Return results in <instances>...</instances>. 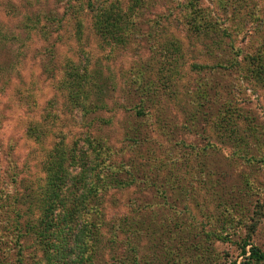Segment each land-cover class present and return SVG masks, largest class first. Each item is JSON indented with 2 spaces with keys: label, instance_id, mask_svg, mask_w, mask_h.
<instances>
[{
  "label": "rangeland",
  "instance_id": "rangeland-1",
  "mask_svg": "<svg viewBox=\"0 0 264 264\" xmlns=\"http://www.w3.org/2000/svg\"><path fill=\"white\" fill-rule=\"evenodd\" d=\"M10 1L15 5L14 15L4 10L7 0H0V39L1 34L16 35L6 42V50H0V61L4 63L0 67V264H18L19 261L22 264H41L40 249L29 233L24 231L22 224L25 222L23 213L29 202L34 208L32 214L37 210L31 194L40 184L42 172L39 161L43 151L26 138L24 128L31 120L40 121L45 111H48L50 115L55 114L57 117L53 125L62 128L68 137L71 133L77 134L84 129L82 118L76 110L67 111L61 106L64 99L56 85L63 67L70 65L71 61L77 63L87 58V63L83 64L92 78L97 73L98 87L102 88L104 96L102 100L107 105V110L100 114L110 117V122L103 125L102 133L118 145L122 131L121 118H124L122 107L130 104H127L130 99L124 91H127V86L131 89L142 87L140 82L143 80L150 83L161 79L165 73L163 63L166 60L162 51H165L171 41H176L179 46L174 54L175 59L171 62L174 67L169 71V90L174 89L176 96H167L165 88L162 95L165 100L155 102L153 106L162 107L165 102L162 107L165 111V123L170 128L174 126L172 129L178 132L183 141L179 149L162 141L165 148L174 150L162 157L166 162H176V157H179L180 165L171 166L170 169L176 175L174 181L177 178L187 196L169 208L170 199L175 193L167 192V203L162 208L160 205L163 199L160 198L161 194L158 196L159 191H151L142 184L141 189L136 191L132 188L112 190L107 193L104 201L106 217L133 215L132 204H137L146 197L147 203L151 202L153 208L157 209V218L162 219V224L165 223V226L174 231L173 240H177L175 244L184 246L177 250V256L181 257V253L187 250L186 247L192 249L190 237L197 227L202 229L203 234L197 250L202 255L209 243V240L204 242L203 236L218 226L217 220L223 225L227 209H230L229 206H220L221 201H236L238 209L230 210L244 221L239 222V226L245 232L252 219L256 220L251 240L253 244L264 248V159L259 161L264 158V86L256 85L241 75L240 71L233 70L227 76L217 77L206 69H199L197 72L189 70V64L193 61L209 64L214 60L204 50L200 52L201 44L194 43L193 34L188 30L181 11V0H146L147 7L140 21L143 24H138L136 36L130 40L126 49L115 46L112 50L104 46L93 33L85 12L80 16L82 29L77 40L72 33V20L67 18L64 11V2L43 0L44 12L51 8L57 15L63 13L57 31L50 33L49 39L43 41L36 32L19 27L22 23L21 15L29 14L37 7V3L33 7L24 8L22 6L25 0ZM121 2L126 5L127 0ZM198 5L211 15L220 16L229 36L225 41L231 39L234 47L242 48V54L252 52L264 43V0H201ZM56 34L58 38H54L53 45L50 46ZM193 43L194 46L191 47ZM216 77L220 82L219 94L209 92V98H214L211 102L213 105L209 106L212 116L220 103L230 101L234 112L251 116L253 123L257 124L253 138L247 139L244 158L232 155L233 148L213 136L209 129V114L205 121L198 118L191 131L181 128L187 126L190 120L187 117L192 112V104L200 99L195 97V90L204 88L207 92ZM51 119L48 117L46 120ZM200 128H204L203 134L211 143L206 148H203L206 140L201 135L198 136ZM50 140L51 138L45 143ZM198 150L204 154L201 163L195 159ZM156 186H153L155 190L160 189ZM175 186L178 188L177 182ZM143 214L146 220H150V213L144 211ZM157 218L153 221H157ZM162 224H149L155 230V236L152 237L159 241L161 236L157 237L158 233L162 232L161 227H165ZM142 226L140 223L136 224L140 231ZM148 235L150 234L141 231L140 236L135 239L138 247L132 258L131 253L127 254L128 239H125V234L118 233L115 237H110V233L106 232L104 236L106 240L111 239V242L92 256L91 262L158 264L159 259L150 253ZM212 247L225 261L235 259L238 264L241 260L242 256L238 255V249L232 243L214 241ZM171 255H174L173 250ZM188 258L189 256L181 258L178 263Z\"/></svg>",
  "mask_w": 264,
  "mask_h": 264
},
{
  "label": "trees",
  "instance_id": "trees-1",
  "mask_svg": "<svg viewBox=\"0 0 264 264\" xmlns=\"http://www.w3.org/2000/svg\"><path fill=\"white\" fill-rule=\"evenodd\" d=\"M42 1L25 0L22 7H33L34 3H37V7L29 14L21 15L22 23L19 27L36 32L43 41H47L50 33L57 31L60 26L63 13L57 15L51 8L44 12ZM200 1L181 0L180 7L185 24L193 34L194 43L201 44L200 52L204 50L214 61L209 64L193 61L189 64V70L197 72L199 69L203 71L206 69L217 77L227 76L233 70L240 71L241 75L249 78L256 85L264 86V43L252 52L242 54V48L234 47L231 39L225 41L229 36L220 16L206 12L198 5ZM52 2H64V11L67 13V18L72 20V33L77 40L82 29L80 16L85 12L89 19V27L109 50L115 46L126 49L130 40L136 36V28L147 7L146 0H127L126 5H123L121 0H52ZM5 6L6 8L3 7L5 12L14 15L15 5L10 0H7ZM15 37L13 33H8V36L1 34L0 50H6V42ZM54 38H58V34L53 37L50 46L53 45ZM171 42L166 46L165 51H162L166 58L163 63L165 73L160 77L162 80L158 79L150 83L143 80L140 82L142 87L131 89L127 86V91H124L130 99L127 104H130L128 107H122L124 118H121L122 131L118 145L102 133L103 125L110 122V117L100 114L101 111L107 110V105L102 100L104 96L102 88L98 87L97 73L95 72L93 80L92 74L83 64L87 63V58L83 59L84 61L77 63L71 61L70 65L66 64L56 85V89L64 99L61 106L67 111L76 110L82 118L84 129L77 134L71 133L68 137L62 128L53 125L57 117L55 114L50 115L48 111H45L40 121L31 120L26 124L24 135L42 148L43 156L39 161V169L42 172L40 184L31 194L37 210L32 214L34 208L30 206L31 202L28 203L23 213L25 222L22 228L29 233L28 235L40 249L41 264H93L92 256L111 242V239L106 240L104 236L106 232L110 233V237H115L118 233L125 234V239H128L127 254L131 253L134 258L138 247L135 239L137 240L141 231L150 234L147 237L150 243L149 250L159 259L158 264L162 262L163 264H237L235 259L225 261L212 247L214 241L234 244L238 249V255L242 256L238 264H264V248L253 244L251 240L256 220L252 219L244 232L243 227L239 226V222L244 223V221L230 210L238 209L236 201L231 203L221 201L220 206H229L230 209H227L228 213L224 216L223 225L217 220L218 226L208 231L207 235L204 233V242L209 240V243L202 255L198 254L197 250L203 234L202 229L197 227L196 232L190 237L192 249L186 247L187 250L181 253V257L177 256V250L184 246L175 244L177 240H173L174 231L165 226V223L162 224V219L157 218L159 216L155 211L157 209L153 208L151 202L147 203L146 197L137 204H132L133 215L106 217L104 201L107 193L112 190L132 188L136 191L138 188L141 189L142 184L151 191H159L158 196L161 194L160 198L163 199L160 205L162 208H164L163 204L167 203V192L175 193L170 199L169 208L181 202L182 197L187 196L177 178L174 181L176 175L174 176L170 169L171 166L180 165L179 157H176V162H166L162 157L174 152L172 148H165L162 141L171 143L178 149L183 141L178 132L173 130L174 126L172 129L165 123V111L162 108L165 102L162 107L153 106L155 102L161 103L165 88L168 92L167 96H176L174 89L169 90V71L174 67L171 62L174 61V54L179 46L176 41ZM2 66L4 63L0 61V67ZM217 77L213 85L207 88V92L204 88L195 90V97L200 99H196L197 102L192 104V112L187 117L190 120L187 126L181 128L191 131L198 118L205 121L209 114V129L213 132V136L224 145L233 148L232 155L244 158L247 139L253 138L257 124L253 123L251 116L234 112V106L230 101L220 103V112H217L219 110L217 108L212 116L209 106L213 105L211 102L214 98H209V92L213 91L214 95L219 94L220 82ZM48 117L52 119L46 120ZM203 133L204 128H200L198 136L201 135L200 137L206 140L203 145V148H206L211 143ZM50 138L51 140L45 143ZM257 138H260L258 134ZM190 149L192 150L191 147ZM195 154L197 156L195 159L201 163L204 154L201 150ZM263 159L262 157L259 161ZM156 185L160 189L155 190L153 186L157 187ZM144 211L150 213V220H146ZM155 218L157 221L154 222ZM139 223L143 225L141 231L136 227ZM149 224L165 226L163 229L161 227L162 232L158 233L157 237L161 236L160 241L152 237L155 236V230ZM172 250L174 255H171ZM186 256L189 258L184 260L185 262L178 263ZM18 264L22 262L19 261Z\"/></svg>",
  "mask_w": 264,
  "mask_h": 264
}]
</instances>
